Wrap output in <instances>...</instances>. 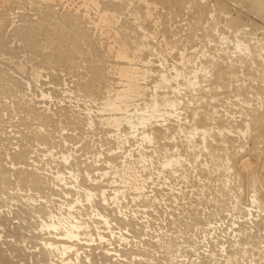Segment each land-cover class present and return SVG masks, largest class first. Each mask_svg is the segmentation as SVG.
Returning a JSON list of instances; mask_svg holds the SVG:
<instances>
[{
	"label": "rangeland",
	"instance_id": "374dc122",
	"mask_svg": "<svg viewBox=\"0 0 264 264\" xmlns=\"http://www.w3.org/2000/svg\"><path fill=\"white\" fill-rule=\"evenodd\" d=\"M235 91L250 104L234 108ZM257 111L264 118V0H0V264H93L97 254L103 264H224L252 178H264V120L250 125ZM229 116L239 127L226 158L216 127H229ZM65 225H80L78 237ZM248 248L230 264H258Z\"/></svg>",
	"mask_w": 264,
	"mask_h": 264
},
{
	"label": "bare ground",
	"instance_id": "6f19581e",
	"mask_svg": "<svg viewBox=\"0 0 264 264\" xmlns=\"http://www.w3.org/2000/svg\"><path fill=\"white\" fill-rule=\"evenodd\" d=\"M127 1H128V0H127ZM89 3H90V2H89ZM94 3H95V2H93V4H94ZM85 6H86V5H85ZM89 8H90V7H89ZM85 11H86V10H85ZM210 12H211V11H210ZM106 16H107V15H106ZM103 18H104V17H103ZM134 18H135V17H134ZM105 19H106V18H105ZM105 19H104V20H105ZM98 20H99V19H98ZM101 20H102V19H101ZM109 20H110V19H109ZM115 20H116V19H115ZM213 20H214V19H213ZM216 21H217V20H216ZM105 22H106V21H105ZM111 22H112V21H111ZM218 22H219V21H218ZM99 23H100V22H99ZM210 26H211V25H210ZM227 27H228V26H227ZM112 28H113V27H112ZM121 28H122V27H121ZM96 29H97V28H96ZM205 29H206V28H205ZM208 29H209V28H208ZM227 29H228V28H227ZM228 30H229V29H228ZM208 31H209V30H208ZM98 32H99V31H98ZM98 32H97V33H98ZM100 34H101V33H100ZM147 35H148V34H147ZM231 35H232V34H231ZM227 36H228V35H227ZM204 37H205V36H204ZM209 37H210V36H209ZM246 37H247V35H246ZM132 38H133V37H132ZM220 38H221V37H220ZM230 38H231V37H230ZM29 39H30V38H29ZM130 39H131V38H130ZM239 39H240V38H239ZM241 39H242V38H241ZM252 39H253V38H252ZM129 41H130V40H129ZM219 41H220V40H219ZM244 41H245V40H244ZM246 41H247V40H246ZM28 42H29V41H28ZM241 42H242V41H241ZM248 42H249V41H248ZM248 42H247V43H248ZM257 42H258V41H257ZM201 43H202V42H201ZM237 43H239V42H237ZM134 44H135V43H134ZM29 45H30V44H29ZM143 45H144V44H143ZM240 45H241V44H240ZM243 45H245V44H243ZM245 46L247 47V45H245ZM123 47H124V46H123ZM240 47H241V46H240ZM115 48H116V47H115ZM226 48H227V47H226ZM247 48H249V47H247ZM251 48H252V47H251ZM128 49H129V48H128ZM186 50H187V49H186ZM250 50H251V49H250ZM253 50H254V49H253ZM245 51H247V50H245ZM255 51H257V50H255ZM124 52H125V51H124ZM249 52L252 53L251 51H249ZM120 53H122V52H120ZM220 53H221V52H220ZM225 53H227V52H225ZM237 53H238V52H237ZM243 53H244V52H241L240 55L243 56V55H242ZM117 54H118V53H117ZM245 54H246V52L244 53V56H243V57H246V56H247V55L245 56ZM248 54H249V53H248ZM253 54H254V53H253ZM122 55H123V54H122ZM128 55H129V54H128ZM212 55H213V54H212ZM250 55H251V54H250ZM250 55H249V56H250ZM129 56H130V55H129ZM224 56H225V55H224ZM124 57H125V56H124ZM132 57H133V56H132ZM119 58H120V55H119ZM237 58H238V57H237ZM247 58H248V56L246 57V59H247ZM228 59H229V58H228ZM240 59H241V58H240ZM204 60H205V59H204ZM233 60H234V59H233ZM238 60H239V59H238ZM240 61H241V60H240ZM242 61H243V60H242ZM250 61H251V60H250ZM252 61H254V60H252ZM260 61H261V60H260ZM134 62H135V61H134ZM204 62H205V61H204ZM244 62H246V61H244ZM11 63H12V62H11ZM229 63H231V62L229 61ZM242 63H243V62H242ZM250 63H251V62H250ZM116 64H117V63H116ZM123 64H124V63H123ZM236 64H237V63H236ZM256 64H258V63L256 62ZM113 65H114V64H113ZM113 65H112V66H113ZM135 65H136V64H135ZM201 65H202V64H201ZM210 65H211V64H210ZM230 65H231V64H230ZM237 65H238V64H237ZM244 65H245V63H244ZM249 65H250V64H249ZM258 65H260V64H258ZM258 65H257V67H258ZM121 66H122V65H121ZM121 66H120V67H121ZM124 66H125V65H124ZM216 66H217V65H216ZM218 66H221V65H218ZM227 66H228V65H227ZM262 66H263V65H262ZM220 68H221V67H220ZM220 68H219V69H220ZM244 68H245V67H244ZM255 68H256V66H255ZM125 69H126V68H125ZM222 69H223V68H222ZM226 69H227V68H226ZM250 69H251V67H250ZM258 69H259V68H258ZM34 70H35V69H34ZM108 70H109V69H108ZM119 70H120V69H119ZM119 70H117V72H119ZM109 71H110V70H109ZM130 71H131V69H130ZM201 71H202V70L200 69V72H201ZM214 71H215V70H214ZM216 71H218V70H216ZM219 71H220V70H219ZM228 71H230V70H228ZM243 71H244V70H243ZM243 71H242V72H243ZM20 72H21V71H20ZM34 72H35V71H34ZM225 72H226V71H225ZM235 72H236V71H235ZM120 73H121V71H120ZM131 73H132V72H131ZM220 73H221V72H220ZM222 73H223V72H222ZM243 73H244V72H243ZM38 74H39V73H38ZM116 74H119V73H116ZM124 74H125V73H124ZM135 74H136V73L134 72V75H135ZM138 74H139V73H138ZM138 74H137V75H138ZM185 74H186V73H185ZM201 74H202V73H201ZM205 74H206V73H205ZM223 74H225V73H223ZM230 74H231V71H230ZM134 75H133V76H134ZM194 75H195V74H194ZM203 75H204V74H203ZM206 75H208V74H206ZM120 76H121V75H120ZM127 76H128V75H127ZM188 76H190V75H188ZM196 76H197V75H196ZM231 76H232V75H231ZM244 76H245V75H244ZM246 76H247V75H246ZM253 76H254V75H253ZM255 76H256V75H255ZM30 77H31V76H30ZM121 77H122V76H121ZM129 77H130V76H129ZM217 77H218V76H217ZM224 77H226V76H224ZM118 78H119V77H118ZM131 78H132V77H131ZM133 78H134V77H133ZM161 78H162V77H161ZM165 78H166V77H165ZM186 78H187V77H186ZM219 78H220V77H219ZM262 78H263V77H262ZM182 79H183V78H182ZM190 79H191V78H190ZM192 79H193V78H192ZM227 79H228V78H227ZM132 80H133V79H132ZM164 80H166V79H164ZM219 81H220V80H219ZM124 82H125V81H124ZM185 82H186V80H185ZM193 82H194V81H193ZM226 82H227V81H226ZM136 83H137V81H136ZM155 83H156V82H155ZM160 83H161V81H160ZM177 83H178V82H177ZM188 83H189V82H188ZM188 83H187V84H188ZM197 83H198V82H197ZM212 83H213V82H212ZM212 83H211V84H212ZM165 84H166V83H165ZM171 84H172V83H171ZM184 84H185V83H184ZM192 84H193V83H192ZM234 84H235V83H234ZM243 84H244V83H243ZM126 85L129 86V84H126ZM130 85H131V84H130ZM182 85H183V84H182ZM193 85H194V84H193ZM215 85H216V84H215ZM219 85H220V84H219ZM167 86H168V85H167ZM173 86H174V85H173ZM177 86H178V85H177ZM187 86H188V85H187ZM194 87H195V86H194ZM197 87H198V86H197ZM197 87H196V88H197ZM230 87H231V86H230ZM123 88H124V87H123ZM126 88H127V87H126ZM126 88H125V89H126ZM137 88H138V87H137ZM188 88H189V87H188ZM128 89H131V87L128 88ZM134 89H135V87H134ZM211 89H212V88H211ZM220 89H222V88H220ZM251 89H252V88H251ZM136 90H137V89H136ZM198 90H199V88H198ZM226 90H227V89H226ZM123 91H124V90H123ZM129 91H130V90H129ZM134 91H135V90H134ZM173 91H175V90H173ZM220 91H221V90H220ZM121 92H122V91H121ZM121 92H120V93H121ZM171 92H172V91H171ZM192 92H194V91H192ZM202 92H203V91H202ZM235 92H236V91H235ZM240 92H243V91H240ZM245 92H247V91H245ZM257 92H258V91H257ZM120 93H119V94H120ZM186 93H187V92H186ZM205 93H206V92H205ZM233 93H234V92H233ZM243 93H244V92H243ZM247 93H248V92H247ZM253 93H254V92H253ZM255 93H256V92H255ZM261 93H262V92H260V93H258V94L261 95ZM128 94H129V93H128ZM132 94H134V93H132ZM150 94H151V93H150ZM167 94H168V93H167ZM220 94H221V93H220ZM220 94H219V95H220ZM223 94H224V93H223ZM262 94H263V93H262ZM124 95L127 96V94H125V93H124ZM168 95H169V94H168ZM173 95H174V94H173ZM240 95H241V98H243V99H241V98H240L241 100L238 99V98L234 99V97H237V96H240ZM242 95H243L242 93H238V92H236V96H235V94H234V97H233V95L230 96V94H229L230 97H233L234 101L238 99L237 102H236V105L233 104V107H234V106H236V107H239V106H240V108H242V105H243L244 103H245L244 105H248V104H246V102H245L246 99H247V96L245 95V97H244V95H243V96H242ZM252 95H253V94H252ZM252 95H251V96H252ZM256 95H257V93H256ZM114 96H115V95H114ZM120 96H121V95H120ZM155 96H156V95H155ZM190 96H191V95H190ZM222 96H223V95H222ZM248 96H249V95H248ZM117 97H118V96H117ZM180 97H181V96H180ZM209 97H210V96H209ZM219 97H220V96H219ZM261 97H263V96L261 95ZM81 98H82V97H81ZM125 98H126V97H125ZM162 98H163V97H162ZM215 98H216V97H215ZM225 98H226V97H225ZM227 98H228V97H227ZM245 98H246V99H245ZM249 98H250V97H248V99H247V100H248L247 103H248L249 100L251 99V98H250V99H249ZM120 99H122V98H120ZM157 99H158V98H157ZM188 99H189V98H188ZM203 99H204V98H203ZM205 99H206V98H205ZM223 99H224V98H223ZM228 99H230V98H228ZM228 99H227V100H228ZM233 99H231V100H233ZM252 99H253V98H252ZM254 99H255V98H254ZM225 100H226V99H225ZM225 100H223V102H224ZM227 100H226V101H227ZM255 100H256V99H255ZM259 100H260V99H259ZM110 101H111V100H110ZM110 101H108V102H110ZM115 101H116V100H115ZM121 101H122V100H121ZM167 101H168V100H167ZM172 101H173V100H172ZM189 101H190V100H189ZM189 101H188V102H189ZM204 101H205V100H204ZM220 101H221V104H222V100H219L218 102H220ZM106 102H107V100H106ZM112 102H113V100H112ZM119 102H120V100H119ZM156 102H157V101H156ZM159 102H160V101H159ZM170 102H171V101H170ZM186 102H187V101H186ZM194 102H195V101H194ZM262 102H263V100H262ZM115 103H116V102H115ZM117 103H118V102H117ZM166 103H167V102H166ZM172 103H173V102H172ZM174 103H176V102H174ZM177 103H178V102H177ZM213 103H214V102H213ZM239 103H240V105H239ZM255 103H256V102H255ZM257 103H258V102H257ZM121 104H122V103H121ZM160 104H161V103H159V105H160ZM163 104H164V103H163ZM169 104H170V103H168V105H169ZM202 104H203V103H202ZM205 104H206V103H205ZM221 104L219 103V105H221ZM224 104H226V103H224ZM249 104H250V102H249ZM251 104H252V102H251ZM253 104H254V103H253ZM86 105H87V104H86ZM107 105L109 106L108 103H107ZM107 105H106V106H107ZM110 105H111V104H110ZM112 105H113V104H112ZM124 105H125V104H124ZM155 105H156L157 107H160V106H158L157 103H155ZM165 105H166V104H165ZM165 105H164V106H165ZM170 105H171V104H170ZM172 105H174V104H172ZM222 105H223V104H222ZM258 105H259V104H258ZM261 105H263V103H262ZM106 106H105V107H106ZM153 106H154V105H153ZM162 106H163V105H162ZM178 106H179V105H178ZM187 106H188V105H187ZM197 106H198V105H197ZM231 106H232V105H231ZM102 107H103V106H102ZM110 107H111V106H110ZM145 107H146V106H145ZM217 107H219V106L217 105ZM233 107H231V108L233 109ZM244 107H245V106H244ZM246 107H248V106H246ZM246 107H245V108H246ZM251 107H252V106H251ZM100 108H101V107H100ZM107 108H108V107H107ZM178 108H179V107H178ZM207 108H208V107H207ZM234 108H235V107H234ZM245 108H244V109H245ZM248 108H250V106H249ZM248 108H247V109H248ZM111 109H112V108H111ZM113 109H114V108H113ZM138 109H139V108H138ZM179 109H180V108H179ZM197 109H198V108H197ZM220 109H221V108H220ZM238 109H239V108H238ZM251 109H252V108H251ZM97 110H98V109H97ZM108 110H109V109H108ZM163 110H164V109H163ZM199 110H200V109H199ZM221 110H222V109H221ZM223 110H224V109H223ZM225 110H226V109H225ZM236 110H237V109H233L232 111H235V112H236ZM240 110H241V109H240ZM240 110H239V111H240ZM245 110H246V109H245ZM248 110H249V109H248ZM259 110H260V109H259ZM111 111H112V110H111ZM146 111H147V110H146ZM165 111H166V110H165ZM232 111H230V112H232ZM239 111H237V112H239ZM250 111H252V110H250ZM255 111H256V110H255ZM81 112H82V111H81ZM86 112H87V111H86ZM88 112H89V111H88ZM116 112H118L117 109H116ZM125 112H126V111H125ZM130 112H131V111H130ZM170 112H172V111H170ZM177 112H178V111H177ZM198 112H199V111H198ZM235 112H234V113L232 112V113H233V114H236L237 112H236V113H235ZM243 112H244V111H243ZM158 113H159V112H158ZM227 113H228V111H227ZM241 113H242V112H241ZM257 113H258V111L254 114L255 116L253 115V117H252V115H251V117H252V122H250V123H252V124L249 123L251 126H254V125L258 126V125L256 124V123H257L256 121H259L258 118L261 119V120H264V118L262 117L263 115H261V117H260V114H261V113H260V114H257ZM262 113H263V112H262ZM92 114H93V113H92ZM106 114H107V113H106ZM148 114H149V113H148ZM184 114H185V113H184ZM219 114H222V112L219 113ZM228 114H229V113H228ZM233 114H232V115H233ZM250 114H251V113H250ZM137 115H138V114H137ZM154 115H155V114H154ZM164 115H165V114H164ZM167 115H168V114H167ZM200 115H201V114H200ZM70 116H71V115H70ZM138 116H139V115H138ZM222 116H223V115H222ZM225 116H227V115H225ZM230 116H231V113H230ZM230 116H229V117H230ZM234 116H235V115H234ZM89 117H90V116H89ZM116 117H117V116H116ZM148 117H149V116H148ZM148 117H147V119H148ZM155 117H156V116H155ZM174 117H175V116H174ZM219 117H221V116H219ZM227 117H228V116H227ZM235 117H236V116H235ZM239 117H240V116H239ZM242 117H243V115H242ZM244 117H245V116H244ZM68 118H69V117H68ZM68 118H67V119H68ZM92 118H93V117H92ZM136 118H137V117H136ZM141 118H143V117H141ZM141 118H140V119H141ZM144 118H145V117H144ZM163 118H164V117H163ZM189 118H190V117H189ZM193 118H194V117H193ZM225 118H226V117H225ZM237 118H238V117H237ZM45 119H46V118H45ZM47 119H48V118H47ZM110 119H111V118H110ZM138 119H139V118H138ZM191 119H192V118H191ZM194 119H195V118H194ZM218 119H219V118H218ZM223 119H224V117H223ZM241 119H242V118H241ZM248 119H249V118H248ZM107 120H108V119H107ZM213 120H214V119H213ZM224 120H225V119H224ZM236 120H237V119H236ZM236 120L234 119V117H230V123H229V122L227 121V118H226V120H225V121H227V124H226V125H228V123H229V124H230L229 127H226V126H225V122H223V120H220V121L224 123V126H225V127L223 126V124H222V125L220 124V125H218L217 127L214 125L217 129L219 128V130H218V133H219V134H218V133H215V131H214V133H215L214 135L218 134V136H219V135H220V132H221V133H222V132H225V133L222 134V138H221V135H220L219 138H221V139H219V140H218V139H215V140H218L220 143L223 144V145H221L220 148H222V147L224 146L225 143H230L231 145L233 144V143L230 142V141H232V140H231L232 138H229V135H230L229 133H232L233 129H235V126H236L237 128L239 127L238 125H236V124L238 123ZM250 120H251V119H250ZM261 120H260V122H261ZM69 121H70V120H69ZM73 121H74V120H73ZM89 121H90V120H89ZM131 121H132V120H131ZM146 121H147V120H146ZM189 121L192 122V120H189ZM109 122H110V121H109ZM124 122H125V121H124ZM134 122H135V121H134ZM134 122H133V123H134ZM199 122H200V121H199ZM263 122H264V121H263ZM118 123H119V122H118ZM126 123H128V122H126ZM187 123H188V122H187ZM215 123H216V122H215ZM219 123H220V122H219ZM258 123H259V122H258ZM112 124H113V123H112ZM136 124H137V123H136ZM138 124L140 125V123H138ZM143 124H144V120H143ZM176 124H177V123H176ZM238 124H239V123H238ZM260 124H262V122H261ZM73 125H74V124H73ZM115 125H116V124H115ZM201 125H202V124H201ZM240 125H241V124H240ZM250 125H249V126H250ZM88 126H89V125H88ZM190 126H191V125H190ZM219 126H220V127H219ZM245 126H246V124H245ZM245 126H244V127H245ZM256 126H255V127H256ZM115 127H116V126H115ZM192 127H193V126H192ZM199 127H200V126H199ZM204 127H205V126H204ZM129 128H130V127H129ZM135 128H136V127H135ZM180 128H181V127H180ZM216 128H215V130H216ZM220 128H221V130H220ZM250 128H252V127H250ZM256 128H257V127H256ZM258 128H259V126H258ZM57 129H58V128H57ZM205 129H206V128H205ZM241 129H242V128H241ZM241 129H239V130H241ZM243 129H244V128H243ZM243 129H242V130H243ZM253 129L255 130L254 127H253ZM124 130H125V129H124ZM131 130H132V129H131ZM148 130H149V129H148ZM163 130H164V129H163ZM179 130H180V129H179ZM184 130H185V129H184ZM192 130H193V129H192ZM206 130H207V129H206ZM237 130H238V129H237ZM242 130H241V131H242ZM247 130H248V129H247V126H246V128H245V133H246V134H247ZM250 130H251V129H250ZM256 130H257V129H256ZM259 130H261V129H259ZM181 131H182V129H181ZM200 131H201V130H200ZM204 131H205V130H204ZM219 131H220V132H219ZM126 132H127V131H126ZM184 132H185V131H184ZM233 132H234V131H233ZM251 132H252V130H251ZM132 133H133V132H132ZM146 133H147V132H146ZM160 133H161V132H160ZM179 133H180V132H179ZM197 133H198V132H197ZM203 133H204V132H203ZM205 133H206V132H205ZM238 133H239V131H238ZM147 134H148V133H147ZM147 134H146V137H147ZM151 134H152V133H151ZM153 134H154V132H153ZM157 134H158V133H157ZM183 134H184V133H183ZM233 134H234V133H233ZM233 134H232V135H233ZM240 134H241V133H240ZM246 134H245V135H246ZM188 135H189V134H188ZM191 135H192V134H191ZM201 135H202V134H201ZM234 135H235V134H234ZM234 135H233V136H230V137H233V139H234ZM133 136H134V135H133ZM150 136H151V135H150ZM198 136H199V135H198ZM207 136H208V135H207ZM209 136H210V135H209ZM216 136H217V135H216ZM218 136H217V138H218ZM235 136H238V139H239V137H240V135H237V134H236ZM242 136H243V135H242ZM242 136H241V137H242ZM246 136H247V135H246ZM248 136H249V135H248ZM158 137H159V136H158ZM162 137H163V136H162ZM162 137H161V138H162ZM186 137H187V136H186ZM204 137H205V136H204ZM214 137H215V136H214ZM241 137H240V138H241ZM124 138H125V137H124ZM143 138H144V136H143ZM167 138H168V137H167ZM183 138H184V137H183ZM195 138H196V137H195ZM215 138H216V137H215ZM248 138H249V137H248ZM141 139H142V138H141ZM175 139H176V138H175ZM197 139H199V138H197ZM245 139H246V138H245ZM252 139H253V138H252ZM252 139H251V140H252ZM254 139L256 140L257 137L254 138ZM262 139H263V138H262ZM147 140H148V139H147ZM157 140H158V139H157ZM184 140H185V139H184ZM184 140H183V142H184ZM236 140H237V138H236ZM142 141H143V140H142ZM155 141H156V140H155ZM202 141H203V140H202ZM208 141H209V140H208ZM208 141H207V143H208ZM253 141H254V140H253ZM121 142H122V141H121ZM189 142H190V141H189ZM204 142H206V141L204 140ZM219 142H215V144H216V143H219ZM232 142H233V141H232ZM260 142H261V141H260ZM262 142H263V140H262ZM159 143H160V142H159ZM197 143H198V142H197ZM234 143H236L235 140H234ZM147 144H148V143H147ZM147 144H146V145H147ZM155 144H156V143H155ZM255 144H256V143H255ZM40 145H41V144H40ZM111 145H112V144H111ZM200 145H201V144H200ZM200 145H199V146H200ZM216 145H217V144H216ZM216 145H214L213 148L216 147ZM218 145H219V144H218ZM225 145H228V144H225ZM231 145H229V147H231ZM259 145H260V144H259ZM261 145H262V144H261ZM149 146H151V144H150ZM211 146H212V145H211ZM232 146H233V145H232ZM138 147H139V146H138ZM152 147H153V146H152ZM152 147H151V148H152ZM227 147H228V146H227ZM227 147H226V146L223 147V148H224V153L221 152V153L224 154V155H223V154H221V155H222L223 157L226 155V158H227V152H226V151H227ZM253 147H254V146H253ZM262 147H263V146H262ZM168 148H169V147H168ZM192 148H194V147H192ZM200 148H201V147H200ZM205 148H206V147H205ZM223 148H222V149H223ZM231 148H232V147H231ZM231 148H230V152H232ZM238 148H239V147H238ZM246 148H247V147H246ZM187 149H188V148H187ZM240 149H241V148H240ZM120 150H121V149H120ZM169 150H170V149H169ZM199 150H200V149H199ZM204 150H205V149H204ZM213 150H214V149H213ZM176 151H177V150H176ZM205 151H206V150H205ZM205 151H204V152H205ZM214 151H215V150H214ZM214 151H213V152H214ZM228 151H229V150H228ZM157 152H158V151H157ZM168 153H169V152H168ZM168 153H167V154H168ZM228 153H229V152H228ZM170 154H171V153H170ZM242 154H243V153H242ZM162 155H163V154H162ZM218 155H219V154H218ZM232 155H233V154H232ZM256 155H257V154H256ZM159 156H160V155H159ZM163 156H164V155H163ZM202 156H204V155H202ZM166 157H167V156H166ZM176 157H177V156H176ZM216 157H218L217 154H216ZM216 157H215V159H216ZM119 158H120V157H119ZM171 158H172V157H171ZM179 158H180V157H179ZM190 158H191V157H190ZM219 158H220V157H219ZM237 158H238V157H237ZM253 158H254V157H253ZM182 159H183V158H182ZM182 159H181V160H182ZM192 159H193V158H192ZM221 159H222V157H221ZM232 159H233V158H232ZM111 160H112V159H111ZM168 160H169V159H168ZM168 160H167V162H168ZM170 160H171V159H170ZM172 160H173V159H172ZM219 160H220V159H219ZM223 160H224V159H223ZM225 160H226V159H225ZM245 160H246V159H245ZM18 161H19V160H18ZM161 161H162V160H161ZM163 161H164V160H163ZM173 161L175 162V158H174ZM188 161H189V160H188ZM165 162H166V161H165ZM170 162H171V161H170ZM182 162H183V161H182ZM215 162H216V161H215ZM216 163H217V162H216ZM221 163H222V162H221ZM257 163H260V162H257ZM147 164H148V163H147ZM160 164H161V163H160ZM169 164H170V163H169ZM171 164H172V162H171ZM207 164H208V163H207ZM212 164H213V163H212ZM234 164H235V163H234ZM245 164H246V163H245ZM245 164H244V166H245ZM217 165H218V164H217ZM226 165H227V164H226ZM240 165H242V164H240ZM165 166H166V165H165ZM168 166H169V165H168ZM170 166H171V165H170ZM218 166H219V165H218ZM223 166H224V165H223ZM242 166H243V165H242ZM244 166H243V167H244ZM247 166H248V165H247ZM253 166H254V165H253ZM181 167H182V166H181ZM224 167H225V166H224ZM224 167H223V168H224ZM239 167H240V166H239ZM164 168H165V167H164ZM229 168H230V167H229ZM245 168H246V167H244V169H245ZM263 168H264V167H263ZM263 168H262V169H263ZM234 169H235V168H234ZM258 169H259V167H258ZM118 170H119V169H118ZM142 170H143V169H142ZM173 170H174V169H173ZM170 171H171V170H170ZM259 171H260V170H259ZM263 171H264V170H263ZM260 172H261V171H260ZM260 172L258 173V175H256V174H257V172H256V173H255L256 178H252V180L254 179V180H253V182H254V183H253V184H254V187L249 186V187H250V191H251V193H252V197H251V202H250V204H249V205H246V207H248V208H245V207H244L243 209H241V211H240V213H239L240 215H242V217H239V218H240V219L243 218V220H242V219H241V220H238L239 222H241L240 224H237V221H236L235 224H232V227H234V228L232 229V231H233L234 234H235V238H236V236H237L236 234H238V237H239L240 239L237 240V238H236L235 241H234V240H231V241L234 242V243H231V242H230L231 244H230V243H229V245L226 244V245H227L226 247L229 248L231 251H229L228 253H225L227 256H225V260L222 259L223 261H225L224 264H226L227 262L230 264L229 261L234 260L233 258H236V256H238V257H240V258H242V257L244 258V256H245L246 253H247V252H246L247 249H245V247H246V248L249 247L250 250H251V252H253V251L255 252V251H256L257 254H260V256L258 255V256H259V259H258V260H260L261 264H264V178H261V173H262V172H261V173H260ZM197 173H198V172H197ZM200 173H201V172H200ZM250 173H251V172H250ZM166 174H167V173H166ZM227 174H228V173H227ZM235 174H236V176H237V175L239 176V174H237V173H235ZM235 174H234V175H235ZM26 175H27V174H26ZM28 175H29V174H28ZM196 175H197V174H196ZM259 175H260V177H259ZM214 176H215V175H214ZM222 176H223V175H222ZM101 177H102V176H101ZM246 177H247V176H246ZM252 177H253V175H252ZM209 178H210V177H209ZM211 178H212V177H211ZM23 179H24V178H23ZM31 179H32V178H31ZM38 179H39V178H38ZM38 179H37V180H38ZM55 179H56V178H55ZM39 180H40V179H39ZM56 180H57V179H56ZM238 180H239V179H238ZM3 181H4V180H3ZM22 181H23V180H22ZM229 181H230V180H229ZM242 181H243V180H242ZM221 182H222V181H221ZM230 182H231V181H230ZM244 182L246 183V180L243 181V185H245ZM250 182H251V181H250ZM250 182H249V183H250ZM226 183H227V182H226ZM17 184H18V183H17ZM20 184H21V183H20ZM73 184H74V183H73ZM189 184H190V183H189ZM228 184H229V183H228ZM241 184H242V182H241ZM241 184H240V187L242 186ZM194 185H196V184H194ZM246 185H247V184H246ZM10 186H11V185H10ZM247 186H248V185H247ZM27 187H28V186H27ZM173 187H174V186H173ZM199 187H200V186H199ZM202 187H203V186H202ZM83 188H84V187H83ZM194 188H195V187H194ZM203 188H204V187H203ZM211 188H212V187H211ZM226 188H227V187H226ZM242 188H243V187H242ZM13 189H14V188H13ZM78 189H80V188H78ZM139 189H140V188H139ZM229 189H230V188H229ZM191 190H192V189H191ZM204 190H205V189H204ZM232 190H233V189H232ZM238 190H239V189H238ZM243 190H244V189H243ZM243 190H242V191H243ZM11 191H12V190H11ZM80 191H81V190H80ZM83 191H84V190H83ZM85 191H87V190H85ZM244 191H245V190H244ZM95 192H96V191H95ZM97 193H98V192H97ZM222 193H223V192H222ZM247 193H250V192H247ZM251 193H250V194H251ZM70 194H71V193H70ZM98 194H99V193H98ZM84 195H86V194H84ZM89 195H90V194H89ZM89 195H88V196H89ZM88 196H87V197H88ZM233 196H235V195H233ZM246 196H247V195H246ZM58 197H59V196H58ZM84 197H85V196H84ZM89 197H90V196H89ZM89 197H88V198H89ZM169 197H170V196H169ZM14 198H15V197H14ZM85 198H86V197H85ZM228 198H229V197H228ZM249 198H250V196H249ZM12 199H13V198H12ZM60 199H61V198H60ZM86 199H87V198H86ZM190 199H191V198H190ZM231 199H232V198H231ZM241 199H242V198H241ZM75 200H76V199H75ZM77 200H78V199H77ZM77 200H76V201H77ZM86 201H87V200H86ZM199 201H200V200H199ZM78 202H79V201H78ZM242 202H243V201H242ZM74 203L76 204V202H74ZM195 203H196V202H195ZM234 203H235V202H234ZM248 203H249V201H248ZM25 204H26V203H25ZM69 204H70V203H69ZM223 204H224V203H223ZM231 204H232V203H231ZM66 205H67V204H66ZM70 205H71V204H70ZM73 205H74V204H73ZM234 205H235V204H234ZM234 205H233V207H234ZM239 205H240V204H239ZM239 205H238V206H239ZM235 206H236V205H235ZM34 207H35V206H34ZM41 207H42V205H41ZM64 207H65V206H64ZM73 207H74V206H73ZM219 207H220V206H219ZM236 207H237V206H236ZM236 207H235V208H236ZM0 208H1V207H0ZM38 208H39V207H38ZM59 208H60V207H59ZM67 208H68V207H67ZM235 208H234V209H235ZM237 208H240V206L237 207ZM39 209H40V208H39ZM43 209H45V208H43ZM71 209H73V208L71 207ZM17 210H18V209H17ZM34 210H35V209H34ZM41 210H42V209H41ZM59 210H60V209H59ZM27 211H28V210H27ZM32 211H33V210H32ZM35 211H39V210H35ZM35 211H34L33 213H35ZM44 211H45V210H44ZM53 211H54V210H53ZM68 211H69V210H68ZM68 211H67V213H68ZM71 211H72V210H70L69 213H70ZM20 212H21V211H20ZM25 212H26V211H24V212L22 211V212H21V215H22V213H25ZM11 213H12V212H11ZM30 213H31V212H30ZM36 213H37V212H36ZM41 213H43V212H41V211H40V213L38 212V214H40V216H41ZM63 213H64V212H63ZM192 213H193V212H192ZM210 213H211V212H210ZM19 214H20V213H19ZM25 214H26V213H25ZM28 214H29V213H27L26 215L30 217L31 214H30V215H28ZM51 214H52V212H51ZM53 214H55V213H53ZM53 214H52V217H53ZM56 214H58V213H56ZM64 214H66V213H64ZM64 214H61V215H64ZM72 214H73V213H72ZM72 214H71V215H72ZM95 214H96V213H95ZM196 214H198V213H196ZM236 214H238V213H236ZM236 214H235V215H236ZM14 215H15V214H14ZM17 215H18V214H17ZM21 215H20V216H21ZM26 215H25V216H26ZM44 215H45V213H44L42 216H44ZM66 215H67V214H66ZM66 215H65V216H66ZM68 215H69V214H68ZM73 215H75V214H73ZM73 215H72V216H73ZM211 215H212V214H211ZM18 216H19V215H18ZM23 216H24V215H23ZM35 216H36V214H35ZM45 216H46V215H45ZM59 216H60V215H59ZM59 216H58V217H59ZM65 216H64V217H65ZM191 216H192V214H191ZM29 217H27V218H29ZM33 217H34V216H33ZM49 217H51V216H49ZM62 217H63V216H62ZM66 217H67V216H66ZM73 217H74V219L76 220L77 217H76V216H73ZM75 217H76V218H75ZM103 217H104V216H103ZM16 218H17V217H16ZM24 218H25V217H23V219H24ZM36 218H37V217H36ZM39 218H40V220H42L44 217H43V218H42V217H39ZM41 218H42V219H41ZM46 218H47V217H46ZM59 218L61 219V216H60ZM59 218H56V219H59ZM78 218H79V217H78ZM101 218H102V217H101ZM182 218H183V217H182ZM199 218H200V217H199ZM235 218H236V217H235ZM237 218H238V216H237ZM239 218H238V219H239ZM0 219H1V217H0ZM47 219H48V218H47ZM50 219H52V218H50ZM69 219H71V216H70ZM103 219L106 220V218H103ZM38 220H39V219H38ZM64 220H65V219H64ZM66 220H67V219H66ZM77 220H78V221H82L81 219H80V220L77 219ZM88 220H89V219H88ZM192 220H193V219H192ZM235 220H236V219H234V221H235ZM0 221H1V220H0ZM46 221H47V220H46ZM50 221H51V220H50ZM53 221H54V218H53ZM55 221H56V220H55ZM55 221H54V223H55ZM68 221H69V220H68ZM68 221H67V222H68ZM71 221H73V219H71ZM83 221H84V220H83ZM183 221H184V220H183ZM194 221H195V220H194ZM220 221H221V220H220ZM234 221H233V223H234ZM3 222H5V221H3ZM44 222H45V221H44ZM44 222H43V220H42V223H44ZM56 222H58V220H57ZM61 222H62V221H61ZM75 222H76V221H75ZM85 222H87V221H85ZM89 222H91V221H89ZM103 222H104V221H103ZM106 222H107V221H106ZM120 222H121V221H120ZM181 222H182V221H181ZM202 222H203V221H202ZM210 222H211V221H210ZM227 222H228V221H227ZM5 223H6V222H5ZM46 223H47V222H46ZM54 223H52V224L54 225ZM59 223H60V222H58V224H59ZM65 223H66V222H65ZM70 223H71V222H70ZM73 223H74V222H73ZM79 223H80V222H79ZM79 223H78V224H79ZM87 223H88V222H87ZM87 223H85V225H88ZM91 223H92V222H91ZM91 223H90V224H91ZM174 223H175V222H174ZM177 223H178V222H177ZM230 223H231V222H230ZM40 224H41V221H40ZM48 224H49V222H48ZM55 224H56V223H55ZM66 224H67V223H66ZM74 224H77V222L74 223ZM80 224H81V223H80ZM83 224H84V223H83ZM92 224H93V223H92ZM101 224H103V223H101ZM106 224H109V223H106ZM121 224H122V223H121ZM186 224H187V223H186ZM4 225H5V224H4ZM20 225H21V224H20ZM36 225H39V223L36 224ZM45 225H46V224H45ZM49 225L51 226V224H49ZM61 225H62V223H61ZM68 225H69V224H68ZM71 225H73V224H71ZM126 225H127V224H126ZM168 225H169V224H168ZM178 225H179V224H178ZM195 225H196V224H195ZM55 226H56V225H55ZM55 226H54L53 229H54V230H57V228L55 229ZM58 226H59V225H58ZM58 226H56V227H58ZM77 226H78V225H77ZM90 226H91V225H90ZM96 226H97V225H96ZM96 226H95V227H96ZM104 226H105V225H104ZM106 226H107V225H106ZM130 226H131V225H130ZM180 226H181V225H180ZM197 226H198V225H197ZM201 226H202V225H201ZM215 226H216V225H215ZM6 227H7V225H6ZM6 227H5V228H6ZM21 227H22V226H21ZM35 227H36V226H35ZM38 227H40V226H38ZM38 227H36V228H38ZM41 227H42V225H41ZM43 227H44V226H43ZM43 227H42V228H43ZM45 227H46V226H45ZM51 227H52V226H51ZM59 227H60V226H59ZM63 227H64V226H63ZM65 227H66L67 229H68V228L70 229L72 226H71V227H68V226L65 225ZM88 227H89V225H88ZM174 227H175V225H174ZM228 227H229V226H228ZM5 228H4V229H5ZM8 228H9V227H8ZM8 228H7V229H8ZM15 228H16V227H15ZM42 228H41V229H42ZM49 228H50V227H49ZM79 228H80V225H79V227H77V228H76V226H73V227L71 228L72 230H71V229H70V230L68 229V231L66 232V234H67L66 236L69 238L70 241H71V239H74L76 236L78 237V235L75 233L76 231H74L73 229H75V230L77 229V230H78ZM103 228H104V227H103ZM139 228H140V227H139ZM176 228H178V227H176ZM12 229H13V227H12ZM22 229H23V228H22ZM39 229H40V228H39ZM41 229H40V232H41ZM46 229H48V226H47V228H45V230H46ZM53 229L50 228V230H52L51 232L54 233V230H53ZM67 229H66V230H67ZM86 229H87V227H86ZM88 229H89V228H88ZM88 229H87V230H88ZM120 229H121V228H120ZM206 229H207V228H206ZM18 230H19V229H18ZM25 230H26V229H25ZM42 230H44V229H42ZM59 230H61V233L65 232V231L62 232V229H61V228H59ZM96 230H97V229H96ZM98 230H100V229L98 228ZM106 230H107V229H106ZM135 230H136V229H135ZM177 230H178V229H177ZM12 231H13V230H12ZM46 231H47V230H46ZM73 231H74V232H73ZM78 231H79V230H78ZM78 231H77V232H78ZM85 231H86V230H85ZM144 231H145V230H144ZM232 231H231V233H232ZM13 232H14V231H13ZM17 232H19V231H17ZM23 232H24V231H23ZM82 232H83V231H82V227H81V232H80V235H79V236L82 235ZM180 232H181V231H180ZM41 233H45V232L42 231ZM61 233L59 232V234H61ZM138 233H139V232H138ZM140 233H141V232H140ZM11 234H12V233H11ZM14 234H15V233H14ZM18 234H19V233H18ZM18 234H17V235H18ZM78 234H79V233H78ZM88 234H89V236H90V233H87L86 236H87ZM97 234H98V233H97ZM136 234H137V233H136ZM174 234H176V233H174ZM228 234H229V233H228ZM234 234H233V235H234ZM9 235H10V234H9ZM46 235H47V234H46ZM48 235H49V234H48ZM51 235H52V234H51ZM95 235H96V234H95ZM146 235H147V234H146ZM219 235H220V234H219ZM221 235H222V234H221ZM21 236H22V235H21ZM23 236H24V235H23ZM28 236H29V235H28ZM32 236H33V235H32ZM49 236H50V235H49ZM52 236H53V235H52ZM55 236H56V235H55ZM83 236H84L83 238H87V237H85L84 234H83ZM135 236H136V235H135ZM172 236H173V235H172ZM181 236H182V235H181ZM18 237H19V236H18ZM30 237H31V236H30ZM53 237H54V236H53ZM62 237H63V236H62ZM62 237H61V238H62ZM220 237H221V236H220ZM24 238H25V237H24ZM48 238H49V237H48ZM54 238H55V237H54ZM54 238H53V240L55 241L56 238H55V239H54ZM79 238H81V237H79ZM130 238H131V237H130ZM154 238H155V237H154ZM157 238H158V237H157ZM228 238H229V237H228ZM232 238H233V237H232ZM6 239H7V238H6ZM16 239H17V238H16ZM28 239H29V238H28ZM32 239H33V237H32ZM35 239H36V238H35ZM38 239H39V238H38ZM76 239H77V238H76ZM98 239H99V238H98ZM101 239H102V238H101ZM119 239H120V236H119ZM203 239H204V238H203ZM39 240H40V239H39ZM41 240H42V239H41ZM77 240H78V239H77ZM81 240H82V239H81ZM88 240H89V239H88ZM152 240H153V239H152ZM200 240H201V239H200ZM218 240H219V238H218ZM228 240H229V239H228ZM21 241H23V240L21 239ZM43 241H44V239H43ZM50 241H52V240L49 238V242H50ZM57 241H59V238H58ZM60 241H61V239H60ZM60 241H59V242H60ZM63 241H64V240H63ZM82 241H84V239H83ZM82 241H80V242L83 243ZM98 241H100V240H98ZM102 241H103V240H102ZM157 241H158V240H157ZM186 241H187V240H186ZM215 241H216V240H215ZM19 242H20V241H19ZM40 242H41V241H40ZM45 242L47 243V239H45ZM49 242H48V243H49ZM52 242H53V241H52ZM88 242H89V241H88ZM100 242H101V241H100ZM163 242H164V241H163ZM173 242H174V241H173ZM225 242H226V241H225ZM32 243H33V242H32ZM32 243H31V245H32ZM55 243H56V241H55ZM55 243H53V244H55ZM63 243H65V242H63ZM85 243H86V242H85ZM165 243H166V242H165ZM221 243H223V241H222ZM226 243H227V242H226ZM36 244H37V243H36ZM39 244H41V243H39ZM49 244H50V243H49ZM60 244H61V246L64 245V244H62V242H60ZM65 244H68V243H65ZM70 244H71V242H70ZM70 244H69V246H70ZM72 244H73V246H74L75 242L73 241ZM72 244H71V245H72ZM178 244H179V243H178ZM31 245H30V246H31ZM41 245H42V244H41ZM45 245H47V244H45ZM45 245H43V246H45ZM56 245H57V244H56ZM135 245H136V244H135ZM138 245H139V244H138ZM150 245H151V244H150ZM163 245H164V244H163ZM189 245H190V243H189ZM2 246H3V245H2ZM34 246H35V245H34ZM37 246H38V245H37ZM54 246H55V245H54ZM57 246H58V245H57ZM61 246H60V247H61ZM64 246H65V245H64ZM69 246H68V247H69ZM75 246H76V245H75ZM142 246H143V245H142ZM165 246H166V245H165ZM168 246H169V245H168ZM211 246H212V245H211ZM4 247H5V246H4ZM24 247H25V246H24ZM38 247H39V246H38ZM52 247H53V245H52ZM55 247H56V246H55ZM55 247H54V249H55ZM66 247H67V246H65V248H66ZM160 247H161V246H160ZM172 247L174 248V246H172ZM177 247H178V246H177ZM190 247H191V245H190ZM203 247H204V246H203ZM1 248H2V247H1ZM1 248H0V249H1ZM32 248H33V247H32ZM36 248H37V247H36ZM40 248H42V247H40ZM49 248H50V247H49ZM62 248H63V247H62ZM70 248H71V247H70ZM72 248H73V247H72ZM138 248H139V247H138ZM164 248H165V247H164ZM168 248H169V247H168ZM173 248H172V249H173ZM184 248H185V247H184ZM249 248H248V249H249ZM22 249H23V248H22ZM38 249H39V248H38ZM45 249H47V248H45ZM143 249H144V248H143ZM203 249H204V248H203ZM1 250H2V249H1ZM43 250H44V249H43ZM51 250H52V249H51ZM51 250H50V251H51ZM61 250H62V249H61ZM73 250H75V248H74ZM73 250H72V251H73ZM131 250H132V249H131ZM148 250H149V249H148ZM159 250H160V249H159ZM184 250H185V249H184ZM213 250H214V249H213ZM222 250H223V249H222ZM224 250H225V249H224ZM18 251H19V250H18ZM46 251H48V249H47ZM52 251H53V250H52ZM52 251H51V255L53 254ZM58 251H59V248H58ZM76 251H77V250H76ZM76 251H73V252H75V253H73V255L78 253V252L76 253ZM155 251H156V250H155ZM201 251H202V250H201ZM216 251H217V250H216ZM216 251H215V252H216ZM36 252H37V251H36ZM40 252L43 253L42 250H40L39 253H40ZM56 252H57V251H56ZM61 252H62V251H61ZM63 252H64V251H63ZM68 252H69V251H68ZM90 252H91V251H90ZM100 252H101V250H100ZM106 252H107V251H106ZM122 252H125V251L122 250ZM126 252H127V251H126ZM128 252H129V251H128ZM150 252H151V251H150ZM150 252H149V253H150ZM165 252H166V251H165ZM174 252H175V251H174ZM213 252H214V251H213ZM225 252H226V251H225ZM254 252H253V253H254ZM0 253H1V252H0ZM3 253H4V252H2V254H3ZM29 253H30V252H29ZM41 253H40L39 255H42ZM57 253H58V252H57ZM91 253H92V252H91ZM91 253H89V254L91 255ZM103 253H104V252H103ZM107 253H108V252H107ZM118 253H119V252H118ZM203 253H204V252H203ZM2 254H0V256H1ZM5 254H7V253H5ZM25 254H27V253H25ZM55 254H56V253H55ZM62 254H63V253H62ZM64 254H66V253H64ZM84 254H85V253H84ZM86 254H88V253H86ZM89 254H88V255H89ZM93 254H94V253H92V255H93ZM100 254H101V253H100ZM100 254H99V255H100ZM119 254H121V252H120ZM119 254H118V255H119ZM123 254H124V253H123ZM123 254H122V255H123ZM127 254H128V253H127ZM162 254H163V253H162ZM167 254H168V253H167ZM173 254H176V253H173ZM187 254H188V253H187ZM225 254H224V255H225ZM247 254H248V253H247ZM257 254L254 255V256H257ZM15 255H16V254H15ZM35 255L38 256V254H36V253H35ZM49 255H50V253H49ZM51 255H50V256H51ZM60 255H61V254H60ZM66 255H67V254H66ZM66 255H65V256H66ZM88 255H85V256H86L87 258H91V260H89V259H88V260H89V261H92V260H93L92 257H91V256L88 257ZM103 255H104V254H102V256L100 255L99 258H98V254H97L96 261H95V259H94L93 261H95V262H92V263H93V264H94V263H97V260L99 261L100 257H101V260H103V258H102ZM107 255H108V254H107ZM109 255H110V254H109ZM109 255H108V256H109ZM118 255L116 254V256H118ZM122 255H120L121 258H122ZM124 255H125V254H124ZM142 255H143V254H142ZM149 255H150V254H149ZM152 255H153V254H152ZM156 255H157V254H156ZM188 255H189V254H188ZM20 256H21V255H20ZM50 256H49V257H50ZM54 256H55V255H54ZM58 256H59V255H58ZM63 256H64V255H63ZM112 256H113V255H112ZM112 256H109V257L111 258ZM133 256H134V255H133ZM146 256H147V254H146ZM172 256H173V255H172ZM180 256H181V255H180ZM213 256H215V255H213ZM249 256H251V255H249ZM1 257H2V259H3L5 256H4V257L1 256ZM15 257H16V256H15ZM15 257H14V258H15ZM27 257H28V256H27ZM39 257H40V256H39ZM41 257H44V255H42ZM45 257H46V255H45ZM60 257H61V256H60ZM67 257H68V256H67ZM71 257H73V258L71 259L72 261H73L74 258L77 259V261H78V258H76V257H74V256H71ZM77 257H78V255H77ZM93 257H94V256H93ZM105 257H106V256H105ZM113 257H114V256H113ZM123 257H124V256H123ZM191 257H192V256H191ZM200 257H201V256H200ZM200 257H199V258H200ZM238 257H237V258H238ZM247 257H248V256H247ZM32 258H33V257H32ZM34 258H35V257H34ZM56 258H57V257H54V259H56ZM84 258H85V257H84ZM110 258H108V259L111 261L112 258H111V259H110ZM125 258H126V257H125ZM125 258H124V259H125ZM143 258H144V257H143ZM158 258H159V257H158ZM186 258H187V257H186ZM215 258H216V257H215ZM223 258H224V257H223ZM237 258H236V259H237ZM243 258H242L241 260H243ZM250 258H253V257H249V259H250ZM254 258H255V257H254ZM0 259H1V258H0ZM2 259H1V260H2ZM4 259H6V258H4ZM36 259H37V258H36ZM38 259H40V258H38ZM41 259H42V258H41ZM41 259H40V260H41ZM44 259H45V258H44ZM58 259H59V258H58ZM104 259H105V258H104ZM108 259H107V257H106V260H108ZM115 259H116V258H115ZM159 259H161V258H159ZM245 259H247V258H245ZM256 259H257V258H256ZM7 260H8V259H7ZM11 260H12V259H11ZM30 260H31V259H30ZM47 260H49V259H47ZM47 260H46V261H47ZM63 260H64V259H63ZM67 260H68V259H67ZM81 260H82V259H81ZM86 260H87V259H86ZM101 260H100V261H101ZM106 260H105V261H106ZM109 260H108V261H109ZM118 260H119L118 262H117V260H115V261H116V263L119 264V262H120V258H118ZM126 260H128V258H127ZM202 260H203V259H202ZM202 260H201V261H202ZM237 260H240V259H237ZM247 260H248V259H247ZM250 260H251V259H250ZM250 260H249V261H250ZM258 260H257V261H258ZM43 261H45V260H43ZM50 261H52V260H50ZM54 261H56V260H54ZM57 261H58V260H57ZM60 261H61V263H62V260H60ZM65 261H66V260H65ZM72 261H71V262H72ZM77 261L74 260V263L77 262ZM79 261H80V259H79ZM79 261H78V262H79ZM84 261H85V260H84ZM100 261H99V262H100ZM105 261H104V262H105ZM108 261H107V262H108ZM137 261H138V260H137ZM157 261H158V260H157ZM253 261H254V260H253ZM253 261H252V263H253ZM0 262H1V261H0ZM16 262H17V261H16ZM37 262H38V260H37ZM48 262H49V261H48ZM48 262H47V264H49ZM63 262H64V261H63ZM68 262H69V261H68ZM82 262H83V261H82ZM99 262H98V263H99ZM126 262H127V261H126ZM135 262H136V261H135ZM246 262H247V261H246ZM260 262H259L258 264H260ZM8 263H9V260H8ZM11 263H12V262H10V264H11ZM38 263H39V262H38ZM44 263L46 264V262H44ZM44 263L42 262V263H40V264H44ZM59 263H60V262H59ZM65 263H66V262H64V264H65ZM72 263H73V262H72ZM79 263H80V262H79ZM87 263H88V262H87ZM100 263L103 264L102 261H101ZM105 263H106V262H105ZM105 263H104V264H105ZM110 263H112V262H110ZM110 263H109V264H110ZM116 263H115V264H116ZM129 263H130V262H129ZM206 263H207V262H206ZM238 263H240V261H239ZM252 263H249V262H248V264H252ZM254 263H255V262H254ZM4 264H6V263H4ZM32 264H33V263H32ZM80 264H81V263H80ZM83 264H84V262H83ZM88 264H89V263H88ZM90 264H91V262H90ZM112 264H114V262H113ZM124 264H125V263H124ZM133 264H134V263H133ZM169 264H170V263H169ZM222 264H223V262H222ZM231 264H232V263H231ZM233 264H235V263H233ZM236 264H237V263H236ZM241 264H243V262H242Z\"/></svg>",
	"mask_w": 264,
	"mask_h": 264
}]
</instances>
